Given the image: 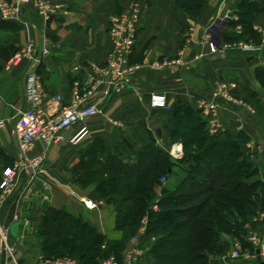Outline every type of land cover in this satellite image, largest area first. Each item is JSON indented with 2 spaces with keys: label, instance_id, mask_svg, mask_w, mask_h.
Listing matches in <instances>:
<instances>
[{
  "label": "crops",
  "instance_id": "0c3cea01",
  "mask_svg": "<svg viewBox=\"0 0 264 264\" xmlns=\"http://www.w3.org/2000/svg\"><path fill=\"white\" fill-rule=\"evenodd\" d=\"M204 1L198 17L185 15L175 7L174 0H45L53 11L49 20L34 5L23 9L20 21L0 18V23L17 25L16 32L2 28L0 38L14 42L18 51L30 44L36 50L42 45L47 48L48 54L37 74L50 94L63 95L64 105L74 101L73 92L86 84L94 67L107 61L113 49L110 17L134 3L142 8L141 30L131 57V63L139 65V69L130 75L121 92L82 103L83 107L97 104L101 112L86 122L88 135L80 145L48 148L38 142L27 158L43 155L45 160L31 172L19 158L14 135L17 110L28 108L24 80L30 62L23 59L8 70L13 56L8 61L0 59V121L6 122V127L0 129V184L5 169L16 166L17 172L11 193L3 196L0 191V222L9 229L0 264H35L41 257L58 258L49 255L44 245V216L49 209L81 217L110 243H119L124 231L116 228L113 206L99 200L90 187L76 183L72 169L94 141L117 151L127 164H135L138 154L152 144L172 158L173 151L181 149L183 158V145L173 136L180 106L200 113L210 136L236 139L243 135L246 142L241 153L249 162L259 165L264 174V117L244 100L249 91L264 99V88L257 79V72L264 70V13L253 23L260 34L258 42L226 41L225 35L241 33V27L234 23L239 20L244 0ZM210 42L217 53L210 51ZM242 43H253L263 50L245 52L240 48ZM164 60L171 64L159 67ZM221 83L236 85L231 94L243 102L236 104L218 98V117L213 122L199 108L198 101L211 100ZM154 94L164 95L170 109H152L150 100ZM83 125L76 124L71 132ZM179 172L175 168L176 180ZM89 199L97 203V208L86 205ZM110 232L118 236L110 237ZM139 264H144L143 259Z\"/></svg>",
  "mask_w": 264,
  "mask_h": 264
},
{
  "label": "trees",
  "instance_id": "16d2710c",
  "mask_svg": "<svg viewBox=\"0 0 264 264\" xmlns=\"http://www.w3.org/2000/svg\"><path fill=\"white\" fill-rule=\"evenodd\" d=\"M204 3L174 0L175 7L190 17L200 16ZM262 13L264 0H244L239 20L234 23L241 27V33L225 35V40L258 42L260 34L253 23ZM6 27L18 30L15 24L0 23V30ZM18 50L14 42L0 38L1 60L8 61ZM257 79L264 88V70L257 72ZM248 94L244 100L264 117L262 99L256 92ZM176 124L173 136L183 145L181 160H174L152 144L138 154L135 164H127L117 151L94 141L72 169L76 183L83 188L95 184L97 198L114 207L118 230H132L149 214L146 242L151 248L144 264H208L222 232L243 238L238 222L247 223L258 211L264 212V179L241 153L245 137L210 136L202 115L185 106L178 107ZM175 168L180 170L179 181L173 188L162 187L163 197L158 201V211H154L148 203L157 199L161 178L174 175ZM44 223V245L49 255L77 256L74 259L80 264H99L100 259L111 255L122 258L127 242L110 243L81 217L49 209ZM209 233H213L210 240L206 238ZM151 236L156 237L154 242Z\"/></svg>",
  "mask_w": 264,
  "mask_h": 264
},
{
  "label": "built area",
  "instance_id": "2783aa9c",
  "mask_svg": "<svg viewBox=\"0 0 264 264\" xmlns=\"http://www.w3.org/2000/svg\"><path fill=\"white\" fill-rule=\"evenodd\" d=\"M28 5H34L45 20H49L50 15L53 13L46 5L45 0H0V18L6 21H20L23 9ZM141 25L142 8L138 3H134L131 8L110 17L109 35L113 41V49L104 64L94 67L93 75L89 77L86 84L78 87L73 92L74 101L70 104L63 105L64 97L62 94H50L44 88L37 74L43 57L48 54L47 48L42 45L36 50L30 44L13 55L7 64L8 70L17 66L23 59L30 62L24 80L28 108L17 110L18 114L14 125L19 158L26 169H29V172L45 160L43 155L33 159L27 158V154L35 148L38 142L44 143L48 148L65 145L75 147L85 140L88 135L86 122L97 116L101 110L97 104L85 107L81 105L84 102L108 98L114 92H121L130 75L139 69V65L131 63V57L137 44ZM240 48L245 52H262L263 50L261 46L253 43H242ZM209 49L212 53H217V48L212 42L209 43ZM170 64L169 61L164 60L162 65L158 66H168ZM236 88L237 86L234 84H219L211 100L198 101L199 108L205 116L215 122L218 117L217 99L222 97L227 101L236 103V98L231 94V90ZM150 106L156 110L170 109L167 98L161 94L152 95ZM76 124L84 125L80 130L72 133L71 130ZM5 127L6 122L0 121V129ZM172 156L176 160L182 159V150L173 151ZM16 175V166L5 169L4 178L0 184V191L3 196L11 193L15 185ZM167 180L168 178L164 176L161 178V183L165 184ZM85 203L91 209L97 208V203L92 199L86 200ZM1 208L2 199L0 200ZM153 210L158 211V206L155 205ZM141 222L139 230L127 242L122 258L119 260L115 255H111L100 259L99 264H139L144 253L141 247L147 239L148 217L145 216ZM8 235L9 229L0 222V252H3L7 247ZM150 240L154 242L156 237L151 236ZM247 242L253 247V255L243 254L241 248L237 246V249L229 255V260L234 261L233 264H236L237 261H242L244 264H250L253 261L255 264L260 261L264 262V226L261 230L250 232L247 236ZM35 264L80 263L72 257L52 259L41 257Z\"/></svg>",
  "mask_w": 264,
  "mask_h": 264
},
{
  "label": "rangeland",
  "instance_id": "374dc122",
  "mask_svg": "<svg viewBox=\"0 0 264 264\" xmlns=\"http://www.w3.org/2000/svg\"><path fill=\"white\" fill-rule=\"evenodd\" d=\"M249 93V92H248ZM247 93V95L249 96V94ZM262 99V98H261ZM236 104H241L243 102V100H240V99H237L236 98ZM262 101L264 102V99H262ZM250 106L256 110L251 104ZM257 111V110H256ZM262 158H264V156H261ZM255 162V161H254ZM253 163V162H252ZM254 167L258 168L259 165L257 166L256 164H254ZM259 169V168H258ZM259 171H261L259 169ZM98 178V177H97ZM253 179H256L257 176H254L252 177ZM260 178L264 179V174H260ZM179 181V178H177V180L175 179V177L172 175L171 176V180H170V183L167 182L165 183L166 185L162 184L161 187H158L157 188V199L153 200V201H149L148 203V207L150 206L151 209L154 208L155 205L158 206V201L159 199H161L163 197V192H162V187H169V188H173L175 185H177ZM96 185H91L90 188L92 190V192L94 191ZM198 202V201H197ZM195 203V202H194ZM114 208V207H113ZM158 209H159V206H158ZM149 215V214H147ZM145 215V216H147ZM144 216V217H145ZM143 217V218H144ZM148 217V216H147ZM263 217V218H262ZM142 218V219H143ZM262 219V220H261ZM264 212H260L258 211V214H256L255 216H253L252 218H250V220H248L247 223H245L244 221H239L238 224L241 226V229H242V232L244 231V234H243V238H237L233 235H230L228 233H225V232H222L219 236V242L217 243L214 251H212L211 254H209L208 256V264H214V263H217V262H221V263H225V264H233L232 260H229V255L234 252L236 249H237V246H239L242 250V253L243 254H246V255H250L252 256L253 255V247L252 245H250L248 242H247V236L249 235L250 232L252 231H257V230H261V228L264 226ZM142 221V220H141ZM142 222H140V225H137V227H134L132 230H127L125 231L124 235L121 237V241L122 242H128V239L130 238V236H133L131 235L132 231L135 229L136 232L139 230L140 226H141ZM263 225V226H262ZM15 229V224H14V228L12 229V231ZM263 232V231H262ZM110 237H115V236H118L117 233H111L110 232ZM206 238L207 239H211L212 236H213V233H209V234H206ZM144 251L143 253V257L141 258L144 259L145 255L148 253V251L150 250L151 246L148 245V243H144L141 247ZM112 253V252H111ZM68 254V253H66ZM61 257H70L69 255H63ZM77 256H75L74 258H76ZM120 260V259H119ZM244 264V262L242 261H237L236 264ZM250 264H255V262H250Z\"/></svg>",
  "mask_w": 264,
  "mask_h": 264
},
{
  "label": "water",
  "instance_id": "95a60500",
  "mask_svg": "<svg viewBox=\"0 0 264 264\" xmlns=\"http://www.w3.org/2000/svg\"><path fill=\"white\" fill-rule=\"evenodd\" d=\"M258 264H264V262L263 261H260Z\"/></svg>",
  "mask_w": 264,
  "mask_h": 264
}]
</instances>
